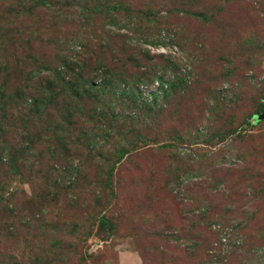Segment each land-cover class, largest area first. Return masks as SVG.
I'll use <instances>...</instances> for the list:
<instances>
[{"label":"rangeland","instance_id":"obj_1","mask_svg":"<svg viewBox=\"0 0 264 264\" xmlns=\"http://www.w3.org/2000/svg\"><path fill=\"white\" fill-rule=\"evenodd\" d=\"M263 110L264 0H0V264H264Z\"/></svg>","mask_w":264,"mask_h":264},{"label":"trees","instance_id":"obj_2","mask_svg":"<svg viewBox=\"0 0 264 264\" xmlns=\"http://www.w3.org/2000/svg\"><path fill=\"white\" fill-rule=\"evenodd\" d=\"M42 5H45L46 8H48V7L50 8V6H49L48 4H45V2H44V3L42 2ZM116 7H117V6H116ZM112 8L115 9V7H112ZM255 84H256V82H255ZM87 87L89 88V90H93V89H96V88H97V87H96V84H94V83L92 84V82L89 83V84L87 85ZM254 114H255V113H254ZM247 124H248V122H247ZM86 146H88V145H86ZM88 147H89V149L91 148L90 146H88ZM88 147H87V148H88Z\"/></svg>","mask_w":264,"mask_h":264},{"label":"water","instance_id":"obj_3","mask_svg":"<svg viewBox=\"0 0 264 264\" xmlns=\"http://www.w3.org/2000/svg\"><path fill=\"white\" fill-rule=\"evenodd\" d=\"M264 118V110L262 111V113L258 116V119Z\"/></svg>","mask_w":264,"mask_h":264}]
</instances>
